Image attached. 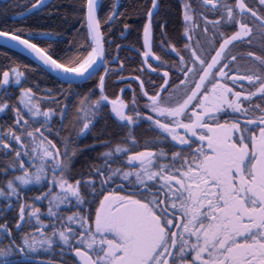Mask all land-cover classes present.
I'll list each match as a JSON object with an SVG mask.
<instances>
[{
	"label": "snow or ice",
	"instance_id": "snow-or-ice-1",
	"mask_svg": "<svg viewBox=\"0 0 264 264\" xmlns=\"http://www.w3.org/2000/svg\"><path fill=\"white\" fill-rule=\"evenodd\" d=\"M65 2L0 23V264H264V0H180L175 38Z\"/></svg>",
	"mask_w": 264,
	"mask_h": 264
},
{
	"label": "trees",
	"instance_id": "trees-1",
	"mask_svg": "<svg viewBox=\"0 0 264 264\" xmlns=\"http://www.w3.org/2000/svg\"><path fill=\"white\" fill-rule=\"evenodd\" d=\"M17 0H5V1H1L0 0V9H7L8 10V16L5 17L3 20H0V23H7L8 25H13L14 23H18V21H14L13 17L14 16H19V12L20 9L16 8ZM24 2L26 3L27 0H24ZM110 2H113V0H110ZM140 0H126V3H124V8L123 11L128 10L129 12L132 11L133 9V5L139 3ZM175 2V1H174ZM165 8H163L162 14L167 10L168 11V28L172 29L173 32H176V30L178 29V20H177V4H170L169 5L167 3L164 2ZM64 8L67 9L69 11V13L72 12L71 9V4H70V0H66L65 4H64ZM134 19V17H133ZM132 20H129L128 22L131 23ZM57 27H60L61 30L63 31L64 28L66 26H61V25H57ZM80 27V22L77 19H72L71 20V27H67V31H66V36H73L76 34V29H78ZM118 27L122 28V25H118ZM130 40V37L128 39V41H126L125 43H128ZM60 47H63V44L59 45ZM124 56H129L130 53L129 52H125L123 53ZM27 62V61H26ZM0 63H2V59H0ZM46 83V81L41 80V84ZM121 87H123V85H121ZM112 89L109 88V93H111ZM107 128L110 131H115L114 125L112 124V122H109L107 125ZM105 127V123L100 120L99 123L97 124V129H102ZM93 142L92 138H88L84 144H90Z\"/></svg>",
	"mask_w": 264,
	"mask_h": 264
},
{
	"label": "flooded vegetation",
	"instance_id": "flooded-vegetation-1",
	"mask_svg": "<svg viewBox=\"0 0 264 264\" xmlns=\"http://www.w3.org/2000/svg\"><path fill=\"white\" fill-rule=\"evenodd\" d=\"M174 1H175V2H174ZM113 2H118V3L121 5L120 11L123 12L124 3H126V0H113ZM164 2L167 3L168 5H169V3H170L171 5L174 4V3H176V4L178 5V4L180 3V0H164ZM132 22H133V21H131V23H132ZM179 31H180V22H179V21H178V29L176 30V32H173L172 29H169V28H168V32H169L170 34H172L173 38H175V37L179 34ZM129 37H130L129 42H135L136 37H137V34H136L135 32H132V33L129 35ZM129 53H130V52H129ZM130 55H132L133 58H135V54H134V53H130ZM129 74H131V73H129ZM101 120L105 123V121H104L103 119H101ZM109 122H111V120L107 121V124H108ZM105 126H106V124H105ZM102 129H103V128H102ZM102 129H97V130H98V132H99V131L102 130ZM142 132H143V129L139 130L138 134H141ZM88 138H92V139H94L93 136H88L86 139H83L81 142L84 144V142H85ZM99 150H100V149L98 148L97 151H99ZM85 158H89V159L94 158V153H92V152H85L84 156H82V157L80 158V161H78V163H77V165H76L77 168H79V167L83 164ZM30 195H31V193H30Z\"/></svg>",
	"mask_w": 264,
	"mask_h": 264
}]
</instances>
